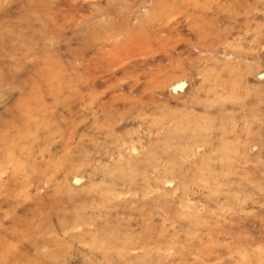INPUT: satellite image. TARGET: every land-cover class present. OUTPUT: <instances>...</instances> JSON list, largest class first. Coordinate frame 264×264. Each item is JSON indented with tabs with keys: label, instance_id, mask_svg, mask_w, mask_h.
Here are the masks:
<instances>
[{
	"label": "rangeland",
	"instance_id": "rangeland-1",
	"mask_svg": "<svg viewBox=\"0 0 264 264\" xmlns=\"http://www.w3.org/2000/svg\"><path fill=\"white\" fill-rule=\"evenodd\" d=\"M0 264H264V0H0Z\"/></svg>",
	"mask_w": 264,
	"mask_h": 264
}]
</instances>
